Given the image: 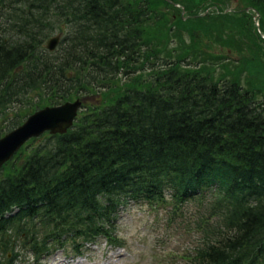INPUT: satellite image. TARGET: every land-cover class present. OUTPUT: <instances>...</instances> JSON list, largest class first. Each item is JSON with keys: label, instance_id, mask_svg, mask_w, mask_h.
Instances as JSON below:
<instances>
[{"label": "trees", "instance_id": "trees-1", "mask_svg": "<svg viewBox=\"0 0 264 264\" xmlns=\"http://www.w3.org/2000/svg\"><path fill=\"white\" fill-rule=\"evenodd\" d=\"M251 2L264 14V0ZM151 3L0 0V118L9 131L27 112L9 110L34 92L45 105L27 101L29 113L118 94L84 106L68 133L0 171V264L23 251L38 260L68 241L113 243L122 208L168 200L209 211L186 264H264V102L199 61L162 56ZM57 30L64 37L49 52Z\"/></svg>", "mask_w": 264, "mask_h": 264}, {"label": "rangeland", "instance_id": "rangeland-1", "mask_svg": "<svg viewBox=\"0 0 264 264\" xmlns=\"http://www.w3.org/2000/svg\"><path fill=\"white\" fill-rule=\"evenodd\" d=\"M150 2L155 14L161 18L160 24L159 20L154 23L156 30L152 38L154 45L164 52L162 56L186 57L193 65L199 61L201 64L196 68L209 72L217 80L239 81L244 88L254 92L258 102H264V14L251 0ZM56 37L62 40L64 35L58 30L52 33L45 47ZM144 79L148 80L147 75ZM125 81L129 82L123 78L121 84ZM42 95L41 91L34 92L29 100L9 111H27L24 114L26 120L31 111L27 101L29 104L42 103ZM117 96L111 91L100 97L89 95L72 101L81 99L91 110L114 103ZM7 117L12 118L13 113ZM9 126L8 121L0 118V133L9 132ZM48 136L47 133L35 142L29 141L5 165L3 175L20 167L31 151L30 147L42 143ZM120 213L116 237L122 240L124 248L109 247L106 240L101 239L96 246L79 244L82 249L77 254L71 247L73 242L68 241L62 249L37 261L29 252H21L18 264H186L189 255L202 243L203 233L199 227L209 216L206 205L199 200L179 208L171 200L154 205L130 202Z\"/></svg>", "mask_w": 264, "mask_h": 264}, {"label": "water", "instance_id": "water-1", "mask_svg": "<svg viewBox=\"0 0 264 264\" xmlns=\"http://www.w3.org/2000/svg\"><path fill=\"white\" fill-rule=\"evenodd\" d=\"M60 43L56 37L49 41L48 50L55 51ZM83 103L81 100L59 106L46 107L30 115L27 120L0 138V169L32 138L49 132L51 135L66 134L74 125Z\"/></svg>", "mask_w": 264, "mask_h": 264}, {"label": "bare ground", "instance_id": "bare-ground-1", "mask_svg": "<svg viewBox=\"0 0 264 264\" xmlns=\"http://www.w3.org/2000/svg\"><path fill=\"white\" fill-rule=\"evenodd\" d=\"M57 264H62V263L60 262V263H57ZM78 264H80V263H78Z\"/></svg>", "mask_w": 264, "mask_h": 264}]
</instances>
